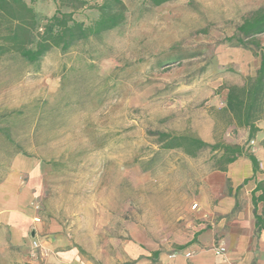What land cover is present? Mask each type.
Here are the masks:
<instances>
[{"label": "rangeland", "instance_id": "obj_1", "mask_svg": "<svg viewBox=\"0 0 264 264\" xmlns=\"http://www.w3.org/2000/svg\"><path fill=\"white\" fill-rule=\"evenodd\" d=\"M122 1L125 20L113 30L32 64L12 52L0 58V182L14 165L25 170L44 223L83 243L91 264H122V242L167 252L188 242L194 221L171 224L183 208L170 204L190 201L197 212L193 201L217 192L219 153L164 150L159 134L247 147V131L223 112L225 96L254 78L264 57L235 41L264 0ZM26 2L41 17L55 10L52 0ZM94 4L73 18L88 26ZM256 40L264 48V34ZM257 127L263 137L264 121Z\"/></svg>", "mask_w": 264, "mask_h": 264}, {"label": "crops", "instance_id": "obj_2", "mask_svg": "<svg viewBox=\"0 0 264 264\" xmlns=\"http://www.w3.org/2000/svg\"><path fill=\"white\" fill-rule=\"evenodd\" d=\"M259 133L245 147L256 157L259 172L253 175L250 161L239 157L227 166L226 172L216 171L217 192L203 194L193 201L199 207L197 212L189 211L190 201L176 198L175 203L170 204L183 208L180 214L172 210L168 216L171 224L179 219L194 221L188 224L192 228L191 238L178 246L186 248L179 250L177 247V251L170 252L147 251L141 245L131 247L129 242H122L121 263L264 264V204L258 202L255 211L251 199L256 184L264 181V148L261 146L264 136ZM22 171L25 170L14 165L11 173L0 182V264H91L83 243L69 240L56 222L44 223L39 192L29 180L24 181ZM245 180L249 181L243 184ZM227 182L228 193H224ZM259 195L260 191L254 196ZM254 212L263 226L261 229L256 226ZM127 223L122 224L123 232L129 231ZM138 227L142 232L158 231L146 229L143 224ZM38 238H51L48 245H44L48 254L43 259L30 256L31 244ZM217 247L225 249L223 255L215 254ZM188 253L190 257L185 256Z\"/></svg>", "mask_w": 264, "mask_h": 264}, {"label": "trees", "instance_id": "obj_3", "mask_svg": "<svg viewBox=\"0 0 264 264\" xmlns=\"http://www.w3.org/2000/svg\"><path fill=\"white\" fill-rule=\"evenodd\" d=\"M94 9L97 18L88 26L73 18L74 12L88 5V0H52L55 10L51 16H39L26 0H0V58L7 53H15L28 63L38 62L51 49L62 52L70 49L74 43L90 36L110 31L120 26L124 20L127 8L122 0H95ZM152 6L159 7L175 0H146ZM67 8L69 11H63ZM264 34V6L245 18L237 28L235 41L245 48L246 44L255 49L261 48L256 37ZM230 122L236 128L245 129L248 133L247 142L261 132L257 127L259 121H264V57L261 56L259 67L254 78L248 79L243 86H230L225 96L223 109ZM159 142L164 150L181 149L188 157L195 158L197 154L209 149L219 153L216 171L226 172L227 166L239 157H246L252 167L253 175L259 172L256 157L237 144L205 143L200 138L191 135L175 136L159 134ZM264 148V139L261 142ZM249 180H245L246 184ZM238 190V189H237ZM260 195L255 197V193ZM252 204H264V181L256 184L251 193ZM256 226L261 229L259 217L254 212ZM186 246L178 247L179 250Z\"/></svg>", "mask_w": 264, "mask_h": 264}, {"label": "built area", "instance_id": "obj_4", "mask_svg": "<svg viewBox=\"0 0 264 264\" xmlns=\"http://www.w3.org/2000/svg\"><path fill=\"white\" fill-rule=\"evenodd\" d=\"M251 144H252V142H251ZM31 245H32L31 246V254H30L31 258L43 259L47 256L48 251H47L46 247L41 242L33 240ZM224 251H225V249L223 247H217L216 249H214V252L216 255H223ZM185 256L190 257L191 254L188 253Z\"/></svg>", "mask_w": 264, "mask_h": 264}]
</instances>
